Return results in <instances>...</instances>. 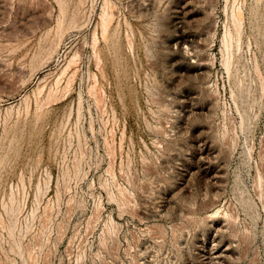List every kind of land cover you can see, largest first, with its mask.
I'll return each mask as SVG.
<instances>
[{"label": "rangeland", "instance_id": "374dc122", "mask_svg": "<svg viewBox=\"0 0 264 264\" xmlns=\"http://www.w3.org/2000/svg\"><path fill=\"white\" fill-rule=\"evenodd\" d=\"M0 264H264V0H0Z\"/></svg>", "mask_w": 264, "mask_h": 264}, {"label": "bare ground", "instance_id": "6f19581e", "mask_svg": "<svg viewBox=\"0 0 264 264\" xmlns=\"http://www.w3.org/2000/svg\"><path fill=\"white\" fill-rule=\"evenodd\" d=\"M104 6H105V5H104ZM112 13H113V12H112ZM102 14H104V12H103ZM111 15H112V14H111ZM109 16H110V15H109ZM101 19H102V18H101ZM108 19H109V18H107V20H108ZM107 20H106V21H107ZM106 21H105V22H106ZM106 23L108 24L109 22H106ZM106 23H105V25H106ZM103 25H104V24H103ZM105 25H104V26H105ZM106 26H107V25H106ZM102 27H103V26H102ZM104 29H105V28H104ZM105 30H106V29H105ZM184 40H185V39H184ZM188 41H189V40H188ZM184 43H185V42H184ZM181 44H182V43H181ZM182 45H183V44H182ZM191 45H192V44H191ZM194 45H195V44H194ZM195 46H196V45H195ZM191 50H192V49H191ZM196 50H197V49H196Z\"/></svg>", "mask_w": 264, "mask_h": 264}]
</instances>
